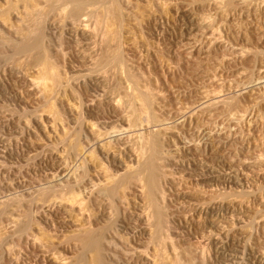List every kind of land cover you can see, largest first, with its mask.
Listing matches in <instances>:
<instances>
[{
	"label": "rangeland",
	"instance_id": "1",
	"mask_svg": "<svg viewBox=\"0 0 264 264\" xmlns=\"http://www.w3.org/2000/svg\"><path fill=\"white\" fill-rule=\"evenodd\" d=\"M108 1L61 12L35 0L40 19L28 25L27 1L0 0V264H94L85 229L102 235L103 264H264L263 9L115 0L104 42L94 16L70 11ZM32 31L40 44L30 34L16 50ZM143 87L154 103L138 118ZM157 131L161 245L144 185L104 190L107 176L144 170Z\"/></svg>",
	"mask_w": 264,
	"mask_h": 264
},
{
	"label": "bare ground",
	"instance_id": "2",
	"mask_svg": "<svg viewBox=\"0 0 264 264\" xmlns=\"http://www.w3.org/2000/svg\"><path fill=\"white\" fill-rule=\"evenodd\" d=\"M24 1H27V5H26V8H25V12H24V14H25V18H26V20H27V24L29 25V24H31V25H35L36 23H38L39 22V17H40V9H39V7H38V5L36 4V2H35V0H24ZM67 0H57V2H56V0H54V3L56 2V3H58V2H61V4H60V7H59V9H60V11L61 12H63L64 11V8H61V7H63V5H64V7H65V4H67L68 2H70L71 3V0H69L68 2H66ZM213 1V0H212ZM245 1V0H244ZM248 1H250V2H254V3H256L257 5H260L261 6V8L263 9V12H264V0H248ZM84 2V1H83ZM82 2V3H83ZM113 2H116L115 0H110V1H108V2H104V6H102L101 8L102 9H100V8H98L97 10H94V9H89L88 7H84L83 5H81V4H79V3H74V4H76L73 8H72V10L70 11V16L72 17V19L73 18H79V16L80 15H84V16H88V17H92V16H94L95 17V22H96V24L97 25H99V27L102 25L103 26V33H102V35H103V37H101L102 38V40L104 41V39L107 37V34H109L108 32H110L109 30H110V28H109V17L111 16H109V13H111V10H113L112 12H113V14H112V16L114 15V14H117V10L115 11V6H114V4H113ZM217 2H218V0H217ZM219 2H220V0H219ZM225 2V1H224ZM230 2V1H229ZM247 2V1H246ZM69 3V4H70ZM81 3V2H80ZM85 3V2H84ZM83 3V4H84ZM209 3V2H208ZM212 3V2H211ZM214 3V2H213ZM240 3V2H239ZM73 4V3H72ZM221 4V3H220ZM247 4H248V2H247ZM215 5V4H214ZM217 5H219V4H217ZM55 6V5H54ZM57 6V5H56ZM117 6H118V4H117ZM221 6H222V4H221ZM235 6V5H234ZM57 7V8H58ZM84 7V8H83ZM217 7V6H216ZM244 7V6H243ZM249 7V6H248ZM218 8H220V7H218ZM63 9V10H62ZM100 9V10H99ZM117 9V8H116ZM223 9V8H222ZM223 11V10H222ZM114 12H116V13H114ZM222 13V12H221ZM234 13V12H233ZM219 14H220V12H219ZM232 14V13H231ZM119 15V14H118ZM118 15H116V17L118 16ZM221 15V14H220ZM223 15V14H222ZM115 16V15H114ZM246 18V17H245ZM202 19H204V18H202ZM211 19V18H210ZM225 19V18H224ZM75 20H78V19H75ZM202 21V20H201ZM213 21V20H212ZM74 22V21H73ZM203 22V21H202ZM201 22V23H202ZM206 22V21H205ZM95 25V24H94ZM96 25V26H97ZM206 26V25H205ZM203 28V27H202ZM207 28H209V30H210V35L209 36H203V38L204 39H207V41L210 43L211 42V40L213 39H216V37L214 36V31H213V29H214V27H212L211 26V23L209 24V21H208V23H207ZM100 29V32L102 31L101 30V28H99ZM201 29V28H200ZM93 30H95V29H93ZM208 30V29H207ZM96 31V30H95ZM94 31V32H95ZM98 31V30H97ZM99 32V31H98ZM97 33V32H96ZM95 33V34H96ZM31 34V36H32V44L33 45H39L40 44V36H39V32L38 31H35V32H31V33H23V37H22V41L20 42V43H18L17 45H15L14 47L16 48V50H18V51H27V49H29V47H27V44L25 43V41H26V39L29 37V35ZM89 34H91V32H89ZM218 34V33H217ZM101 35V36H102ZM219 35V34H218ZM91 36V35H90ZM93 36H95L94 35V33L92 34V37ZM219 39V38H218ZM198 40V39H197ZM212 40V41H213ZM103 41H100V42H103ZM106 41V40H105ZM104 41V42H105ZM195 41H196V39H195ZM217 42V41H216ZM195 43V42H194ZM197 43V42H196ZM213 43V42H212ZM211 43V44H212ZM195 45V44H194ZM208 45V44H207ZM211 47V46H210ZM241 51V50H240ZM243 51V50H242ZM247 53V52H246ZM106 61V60H105ZM120 61L122 62V59H120ZM106 63V62H105ZM105 63H104V66H105ZM116 64H117V62H115ZM109 64V63H108ZM122 64V63H121ZM103 65V64H102ZM119 65V64H118ZM129 72V71H128ZM133 74V73H132ZM131 73H129V77H130V79H132V81H134L135 82V84L138 86V84H139V76H134V75H132ZM54 75H56V74H54ZM139 78V79H138ZM139 80V81H138ZM257 82V81H256ZM145 85V84H144ZM139 86H140V84H139ZM138 86V87H139ZM141 87V86H140ZM137 88V87H136ZM149 88V87H148ZM147 87H143V90H141V93H139V94H135V95H133V97L135 96V99L136 98H138L139 100H140V106H138L140 109H137V110H133L134 108L133 107H131V108H133V109H131L132 110V112L133 113H135V114H137V116L138 115H141L140 113H142L143 111H141V110H145L146 109V106H147V104H149L150 103V105H152L153 103H154V95L151 93V91L148 89ZM134 90H136V89H134ZM207 90V89H206ZM137 91H139L138 89H137ZM209 91V90H208ZM131 94V93H130ZM133 94V93H132ZM204 94V98H206L207 97V93L205 92V93H203ZM131 97H132V95H130ZM128 97V96H127ZM128 99H130V97H128ZM131 99H133V98H131ZM137 99V100H138ZM207 99V98H206ZM205 100V99H204ZM209 100V99H208ZM214 100H216V99H214ZM214 100H212V101H214ZM130 101V100H129ZM133 101H134V99H133ZM205 101H207V100H205ZM211 101V102H212ZM132 102V101H131ZM220 102V101H219ZM138 103H139V101H138ZM224 103V102H223ZM222 103V104H223ZM120 104V103H119ZM159 104V103H158ZM209 104V103H208ZM214 104H215V101H214ZM213 104V105H214ZM127 105V104H126ZM217 105V104H216ZM215 105V106H216ZM220 105V104H219ZM132 106V105H131ZM149 106V105H148ZM128 108V107H127ZM137 108V107H136ZM135 108V109H136ZM208 108V107H207ZM203 109V108H202ZM214 109V108H213ZM212 110V109H211ZM139 111H141V112H139ZM185 111V110H184ZM183 111V112H184ZM192 111V110H191ZM206 111V110H205ZM129 112V111H128ZM139 112V113H138ZM186 112V111H185ZM131 113V112H130ZM134 114V115H135ZM143 114V113H142ZM190 114V113H189ZM180 116V115H179ZM184 117V116H183ZM242 117V116H241ZM240 117V118H241ZM138 118H139V116H138ZM136 119V118H135ZM140 121V120H139ZM165 129V128H164ZM167 130V129H166ZM137 136H138V134H136ZM161 135V134H160ZM141 136V135H140ZM139 136V137H140ZM226 136V135H225ZM139 137H134V138H139ZM161 137V136H160ZM142 137H140V139H141ZM162 138V137H161ZM99 139V138H98ZM143 139V138H142ZM147 139H148V137L146 138L145 137V140H143L142 142H146L147 141ZM141 142V141H140ZM141 142V143H142ZM144 142V143H145ZM160 139H159V134H158V131H157V133H154L153 135H152V139L150 140V142L149 141H147V143L145 144V146L149 143V145H150V149H149V152L147 153V157H144V158H146V160H144L145 162V166H144V170L142 171V172H137L136 171V169L135 170H132V171H130V172H128L127 174L125 173V175H123V176H121V175H119L120 177H118V178H114V177H111L110 175L109 176H107V178H108V182L110 183L109 185H107V186H105V191L107 192V193H110V194H112V193H115L119 188H120V186L124 183V182H129V181H133V182H135V184H139V185H142V186H140V188L142 189V191H143V188L145 187V192H144V194L146 195L145 196V198L147 199V205H148V207H149V210L151 211V213L150 214H152V218L150 219V218H148V219H150V220H153L155 223H156V225H155V229L153 230V234H152V240H151V242L152 241H154V242H156V244H157V242H158V244L159 245H161L162 244V242L164 243V241H163V239H162V224L164 223L163 222V209H162V206H161V203H160V199H162L161 197V193H160V183H161V179L162 178H164V174H163V172H162V170H161V164L159 165V162H158V158H159V152H160V148H159V145H160ZM142 145H143V143H142ZM75 146V148H79V145H78V143L77 142H73V147ZM141 146V145H140ZM144 146V145H143ZM144 146V147H145ZM144 147H141L142 148V150L141 149H139V151H137V153H136V155L138 156V158H140V159H142L143 158V156L145 155L144 154V152H143V148ZM133 149V148H132ZM135 149V148H134ZM77 150V149H76ZM259 155V154H258ZM260 158V157H259ZM137 160V159H136ZM142 160V161H143ZM257 160H259V159H257ZM138 161H139V159H138ZM259 162V161H258ZM143 163V164H144ZM254 163V162H253ZM142 164V163H141ZM139 168V167H138ZM143 169V168H142ZM129 170V169H128ZM111 177V178H110ZM142 181H143V184H142ZM76 182V181H75ZM76 184V183H75ZM106 184V183H105ZM143 185H144V187H143ZM76 186H77V184H76ZM138 187V186H137ZM143 187V188H142ZM78 188V187H77ZM76 188V189H77ZM70 190V189H69ZM147 207V208H148ZM81 209V208H80ZM149 214V213H148ZM147 214V215H148ZM150 214H149V216H150ZM149 222H151V221H149ZM151 224V223H150ZM26 227H24L23 229H25ZM26 230V229H25ZM164 237V236H163ZM151 238V237H150ZM164 240H166V239H164ZM160 242H161V244H160ZM103 244H104V242H103V237H102V235L101 234H96V233H93V232H90L89 230H84V237H83V240H82V249H83V251L86 253V252H93V256H94V264H103ZM155 244V245H156ZM157 244V245H158ZM199 247V246H198ZM201 250V249H200ZM157 251V250H156ZM200 252V251H199ZM202 252V251H201ZM158 251H157V259H159L160 260V262H161V257H160V255H158ZM163 254V253H162ZM202 254V253H201ZM156 255V254H155ZM164 255V254H163ZM172 255H175V254H172ZM155 257V256H154ZM163 257V256H162ZM167 256H164V259L166 258ZM168 258V257H167ZM155 260V259H154ZM168 260V259H167ZM166 260V261H167ZM165 261V262H166ZM189 261V260H188ZM164 262V263H165ZM191 262V261H190ZM188 263V262H187ZM193 263V262H192ZM63 264V263H62ZM158 264H160V263H158ZM165 264H183V263H180V262H178L177 261V259H176V257L174 256L172 259H170V261L168 260ZM185 264V263H184Z\"/></svg>",
	"mask_w": 264,
	"mask_h": 264
}]
</instances>
